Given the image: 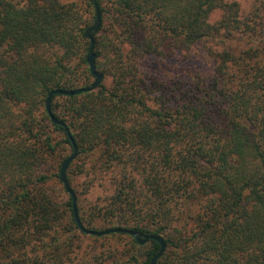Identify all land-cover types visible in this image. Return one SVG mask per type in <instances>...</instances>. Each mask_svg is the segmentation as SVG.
Returning <instances> with one entry per match:
<instances>
[{
  "label": "trees",
  "instance_id": "obj_1",
  "mask_svg": "<svg viewBox=\"0 0 264 264\" xmlns=\"http://www.w3.org/2000/svg\"><path fill=\"white\" fill-rule=\"evenodd\" d=\"M0 0V264H264V0Z\"/></svg>",
  "mask_w": 264,
  "mask_h": 264
},
{
  "label": "water",
  "instance_id": "obj_2",
  "mask_svg": "<svg viewBox=\"0 0 264 264\" xmlns=\"http://www.w3.org/2000/svg\"><path fill=\"white\" fill-rule=\"evenodd\" d=\"M94 4L96 7V11H97V20L95 22V24L87 31L86 36L87 38L91 41L92 46H91V51H90V55L88 57V63L91 69V72L93 74V76L96 78V81L87 88H79L76 90H72V91H63V90H55L53 91L48 100H47V111L49 113V115L51 116L52 122L55 125H60L65 127V124H63L62 122L58 121L57 119H55L52 115V111H51V102H52V98L54 95H63V96H68V97H73V96H77V95H81L83 93H89L92 92L94 90H96L98 88V86L101 84L102 80H103V76L101 74L98 73L97 71V63H96V56L93 52L94 46H95V40H94V33L98 32L100 26H101V13L99 11V7L97 4V0H94ZM68 135L70 137V139L72 140L75 152L74 154L64 163L62 170H61V179L62 182L65 184L68 193L72 196L73 198V203H74V212H75V220L79 226V228L86 234L88 235H92V236H97V237H103V236H107V235H111V234H124V235H130L133 238H135V240L137 241V243L140 246H144L146 245L149 241L154 240L157 241L161 248L159 253L157 254V256H155V258H153L151 264H157L158 260L163 256L165 250H166V244L165 241L163 240V238L159 237V236H155V235H143L140 232L134 231V230H129V229H123V228H117V229H110V230H105V231H95V230H87L79 217L78 211H77V200H76V196L73 193L72 189L70 188L68 182H67V178H66V172L67 169L69 167V165L76 159L77 157V145L75 144V142L73 141L69 131Z\"/></svg>",
  "mask_w": 264,
  "mask_h": 264
}]
</instances>
